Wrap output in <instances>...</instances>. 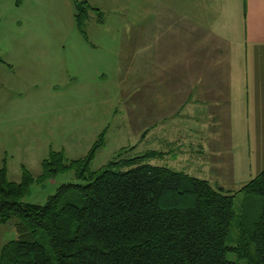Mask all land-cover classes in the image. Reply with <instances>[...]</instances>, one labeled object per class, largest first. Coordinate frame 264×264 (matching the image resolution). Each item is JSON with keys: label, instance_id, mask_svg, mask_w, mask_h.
Wrapping results in <instances>:
<instances>
[{"label": "crops", "instance_id": "1", "mask_svg": "<svg viewBox=\"0 0 264 264\" xmlns=\"http://www.w3.org/2000/svg\"><path fill=\"white\" fill-rule=\"evenodd\" d=\"M141 14L111 37L116 75L109 89L97 62L90 69L68 58L67 70L77 74L67 78L83 94H105L104 104L116 95L113 116L134 135L121 149L161 153L151 165L216 188L243 187L264 170V0H144ZM88 26L110 30L105 22ZM86 68L90 77H79Z\"/></svg>", "mask_w": 264, "mask_h": 264}, {"label": "trees", "instance_id": "2", "mask_svg": "<svg viewBox=\"0 0 264 264\" xmlns=\"http://www.w3.org/2000/svg\"><path fill=\"white\" fill-rule=\"evenodd\" d=\"M72 1L76 27L84 33L89 12L97 10ZM102 143L79 161L51 152L38 176L24 170L20 182L0 169V224L15 221L0 264H234L229 254L264 264V170L239 190L226 191L151 165L161 153L135 155L124 148L90 173ZM73 167L79 183L61 185L42 206L21 201L34 181ZM232 224L237 241L230 247Z\"/></svg>", "mask_w": 264, "mask_h": 264}, {"label": "rangeland", "instance_id": "3", "mask_svg": "<svg viewBox=\"0 0 264 264\" xmlns=\"http://www.w3.org/2000/svg\"><path fill=\"white\" fill-rule=\"evenodd\" d=\"M77 1H85L97 10L89 12L86 25L102 20L110 30L101 32L88 26L84 33L80 32L74 21L72 0H0V167L5 166L10 181L20 182L24 170L33 177L38 176L42 160L51 152L61 153L68 162L84 159L93 145L102 140L88 167L90 173H96L126 146V140H134L128 125L122 128L113 116L111 104L116 95L107 94L104 104L101 97L105 94H94V88L86 90L85 94L83 88L77 91L80 88L77 84L74 89L73 81L66 75L76 72L67 70V59L84 60L81 65L90 69L97 62L98 70L105 75L102 84L109 89L116 75L111 53L115 46L110 42L111 37L115 38L121 32L119 27L130 21L141 22L144 0ZM91 42L96 49L82 48L84 43L87 47L90 43L91 47ZM57 60H60L59 65ZM77 63H72L71 67ZM52 67L59 75L50 74ZM86 70L87 73L79 72V77L85 74L86 78L90 77V71ZM53 81L65 84L53 88ZM104 108L109 114L103 113ZM119 108H123L121 103ZM77 174L73 167L51 179L34 181L21 201L42 206L61 185L79 183ZM241 198L240 194L235 197L236 211ZM13 224V220L0 224V248L10 240L11 233L6 231H12ZM236 241L237 228L232 224L226 244L235 246ZM228 259L234 264H246L232 254Z\"/></svg>", "mask_w": 264, "mask_h": 264}]
</instances>
